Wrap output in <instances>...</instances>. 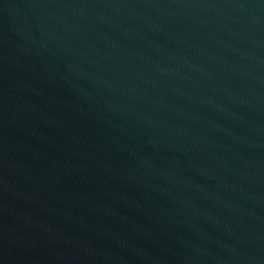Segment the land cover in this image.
I'll use <instances>...</instances> for the list:
<instances>
[{
	"label": "water",
	"instance_id": "water-1",
	"mask_svg": "<svg viewBox=\"0 0 264 264\" xmlns=\"http://www.w3.org/2000/svg\"><path fill=\"white\" fill-rule=\"evenodd\" d=\"M0 264H264V0H0Z\"/></svg>",
	"mask_w": 264,
	"mask_h": 264
}]
</instances>
